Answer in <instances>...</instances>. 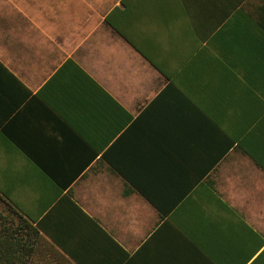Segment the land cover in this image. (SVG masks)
<instances>
[{
	"label": "crops",
	"instance_id": "1",
	"mask_svg": "<svg viewBox=\"0 0 264 264\" xmlns=\"http://www.w3.org/2000/svg\"><path fill=\"white\" fill-rule=\"evenodd\" d=\"M0 264H264V0H0Z\"/></svg>",
	"mask_w": 264,
	"mask_h": 264
},
{
	"label": "trees",
	"instance_id": "2",
	"mask_svg": "<svg viewBox=\"0 0 264 264\" xmlns=\"http://www.w3.org/2000/svg\"><path fill=\"white\" fill-rule=\"evenodd\" d=\"M66 200H68L69 202H71V204L74 206V208L83 216L87 217V215L80 209V207L73 201L72 198H70V196L65 197Z\"/></svg>",
	"mask_w": 264,
	"mask_h": 264
}]
</instances>
